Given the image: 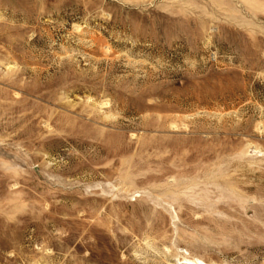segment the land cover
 I'll return each mask as SVG.
<instances>
[{"label":"rangeland","instance_id":"1","mask_svg":"<svg viewBox=\"0 0 264 264\" xmlns=\"http://www.w3.org/2000/svg\"><path fill=\"white\" fill-rule=\"evenodd\" d=\"M264 264V0H0V264Z\"/></svg>","mask_w":264,"mask_h":264},{"label":"bare ground","instance_id":"2","mask_svg":"<svg viewBox=\"0 0 264 264\" xmlns=\"http://www.w3.org/2000/svg\"><path fill=\"white\" fill-rule=\"evenodd\" d=\"M186 264H191V262L187 261Z\"/></svg>","mask_w":264,"mask_h":264}]
</instances>
